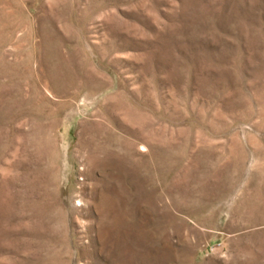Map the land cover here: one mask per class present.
Returning a JSON list of instances; mask_svg holds the SVG:
<instances>
[{
    "label": "rangeland",
    "instance_id": "1",
    "mask_svg": "<svg viewBox=\"0 0 264 264\" xmlns=\"http://www.w3.org/2000/svg\"><path fill=\"white\" fill-rule=\"evenodd\" d=\"M0 264H264V0H0Z\"/></svg>",
    "mask_w": 264,
    "mask_h": 264
},
{
    "label": "bare ground",
    "instance_id": "2",
    "mask_svg": "<svg viewBox=\"0 0 264 264\" xmlns=\"http://www.w3.org/2000/svg\"><path fill=\"white\" fill-rule=\"evenodd\" d=\"M54 53L53 52H50L49 54H48V59H49V61H50V65H49V69H48V73H49V75L50 76H53V77H55V78H57V77H59V74H60V72H59V68H58V65H57V63H55V56L53 55ZM47 59V60H48ZM59 72V73H58ZM91 76V75H90ZM94 78V77H93ZM87 79V78H86ZM88 81V80H87ZM90 81L94 84V85H100L101 83H100V81L98 80V81H96V80H92V78L90 77ZM89 84H90V82H89ZM88 84V85H89ZM86 85V84H85ZM93 85V86H94ZM79 86V85H78ZM87 86V85H86ZM91 86H92V84H91ZM92 86V87H93ZM98 88V87H97ZM99 91V90H98ZM101 91V90H100ZM122 93V92H121ZM76 95V94H75Z\"/></svg>",
    "mask_w": 264,
    "mask_h": 264
}]
</instances>
